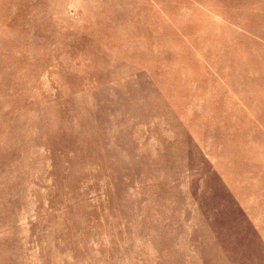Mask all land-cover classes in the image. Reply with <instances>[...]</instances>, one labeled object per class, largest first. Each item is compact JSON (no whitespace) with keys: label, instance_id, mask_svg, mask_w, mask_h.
<instances>
[{"label":"rangeland","instance_id":"1","mask_svg":"<svg viewBox=\"0 0 264 264\" xmlns=\"http://www.w3.org/2000/svg\"><path fill=\"white\" fill-rule=\"evenodd\" d=\"M0 264H264V0H0Z\"/></svg>","mask_w":264,"mask_h":264}]
</instances>
